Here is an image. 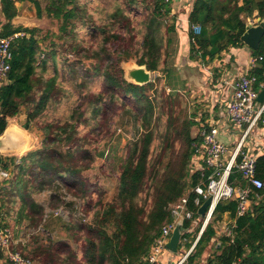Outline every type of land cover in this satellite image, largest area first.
Listing matches in <instances>:
<instances>
[{
  "label": "trees",
  "instance_id": "16d2710c",
  "mask_svg": "<svg viewBox=\"0 0 264 264\" xmlns=\"http://www.w3.org/2000/svg\"><path fill=\"white\" fill-rule=\"evenodd\" d=\"M32 1L37 5L39 15L45 12L60 20L64 33L69 32L74 20L85 18L88 21L95 14L94 9L104 10L99 20L91 25L100 40V47L94 55L108 60L115 57L119 65L122 60L136 58L138 64L159 72V80L167 82L172 33L176 31L175 19L169 23L171 3L163 0H105V6H95L91 0L89 6H84L79 0H48L42 8L40 0ZM1 11L6 21L0 37L19 32L23 35L12 42L14 57L8 75L11 82L0 85V135L7 128L8 116L17 115L20 105L24 104L27 108L24 127L28 129L37 123L45 137L39 148L23 155L17 160L19 162L0 155V165L11 169L12 173L9 179H0V229L8 227L6 214L11 211L10 204L14 203L19 204L15 205L14 211L21 228L40 226L46 215V206L37 201L35 195L60 186L80 199L85 213L93 209L91 224L75 218L70 221L71 228L76 231L87 229L86 264L143 263L163 225L173 219L170 204L209 173L207 167L195 171L191 167L193 143L199 139L191 133L199 123L195 119L197 113L181 121L182 117L175 112L172 96L166 95L163 82L160 87H156L154 80L136 85L125 79L121 66L116 74L113 65L101 68L94 64L92 71L81 60L67 65L61 61L60 64L52 52H47V56L41 59V40H44L38 36L41 29L12 23L17 15L15 0H1ZM255 12L264 16V0H194L189 13L191 58L207 65L231 47L244 45L241 37L246 30V19L253 17ZM195 25L200 27L199 33L195 32ZM110 43L119 49L111 52L107 48ZM77 48L86 49L82 43ZM253 54L262 57L249 70V74L256 77L254 88L259 92L264 88V37L260 47L253 49ZM49 57H52L51 63ZM68 67L66 73L71 79H66L64 72L60 71V68L65 71ZM95 77L103 80L104 90L97 93L83 90ZM75 96L74 105L64 119L42 120L52 107ZM161 98L170 103L168 112L164 110ZM116 106L130 110L139 121L142 132L127 145L113 200L104 202L99 199L92 203L89 196L94 192V185L83 178L82 172L95 158L80 143V126L94 123L96 129L103 113ZM163 116H166V123L160 132L162 142L155 149ZM174 138L180 139L183 145L165 161L164 154L172 147ZM104 150L99 154L103 156ZM256 175L264 180V153L257 158ZM230 179L244 184L237 172H233ZM262 194L264 189L252 187L251 204L243 215L238 214L236 199L221 200L198 240L202 226L191 230L192 222L194 218L204 217L199 213L200 206L193 203L195 195L192 194L190 208L195 211L194 218L185 222L189 230L184 232L179 249L184 246L189 250L197 242L181 264H200L208 247L214 246L218 231L215 225L226 212L235 220L231 226L232 234L220 235V245L208 255L205 264H232L237 259L246 264H264V202L259 200ZM32 238L30 248L25 245L22 252L13 250L10 242V249L36 264H69L70 260L61 256L65 249L63 241L45 245L39 235ZM5 256V250L0 249V260Z\"/></svg>",
  "mask_w": 264,
  "mask_h": 264
},
{
  "label": "rangeland",
  "instance_id": "374dc122",
  "mask_svg": "<svg viewBox=\"0 0 264 264\" xmlns=\"http://www.w3.org/2000/svg\"><path fill=\"white\" fill-rule=\"evenodd\" d=\"M89 1L91 0H79V3L84 6H89ZM104 1L105 0H93L92 4H95V6H105ZM111 8H113V5L111 6ZM94 12L95 14L92 18H89L88 21L85 20V18L74 20V24L70 25V30L66 33L61 30L60 20L49 16L44 12L46 16L40 17L43 18V22H41L42 28L39 27L41 31L38 33L40 39L44 38V40H41V47L43 51L41 53V59L47 56V52H52L54 53V57H56L60 64L61 61H63V64L67 65L71 64L73 61L81 60L83 65L85 67H89L90 69H92V71H94V64H97L101 68H105L108 65H113L116 74L118 73V67L121 66L124 71L123 73L125 77V70L123 67L124 64L131 62L138 63L136 58L122 60L119 65L116 62L115 57L112 60H108L105 58L98 59L94 55V51L98 50L100 47V40L98 38V33L96 31H92L93 29L91 25L99 20V18L104 14V10L101 11L99 8H96L94 9ZM92 20L94 22H92ZM169 23H172V21L169 20ZM79 43H82V45L86 47V49L77 48V45ZM107 48L111 52L119 49L117 45H114L112 43L107 44ZM88 53L91 55L90 57L84 56L88 55ZM48 59L51 63L52 57H49ZM69 68L70 67H68V69H66L65 71L60 68V71L64 72L66 79H71V77L66 73ZM152 75V81H155L156 87H160L162 85V82L164 83V81L159 80V72L152 71ZM63 78L64 77H62L61 79ZM164 84V86L166 87V95L172 96V99L174 100L173 105L175 112L178 116L182 117L181 121H183L187 117H190L194 112H203V110L199 108V99L202 98L199 97L198 92L195 95V93H193L189 88L187 89V91H173L170 90L168 81H165ZM104 88L105 84L103 80L95 77V79L92 82L88 83L86 88H84L83 90H88L91 93H97L104 90ZM76 98L77 96L63 101L58 106L52 107L49 111V114L43 117L42 120H45L46 118L64 119L67 113L70 111V108L74 105V99L76 100ZM162 102L164 105V110L168 112L170 110V103L165 98H161V103ZM131 106L133 107V104H131ZM116 107L108 110L105 114L103 113V115L99 119V124L96 129L94 128V123H84L80 126V136L82 137L80 143L85 149H88V151H90V153L94 155L95 158L94 161L90 164V167L82 172L83 178H86L89 183H92L94 185V192L89 196L92 203H95L99 199L104 202L113 200L117 193L119 170L122 162L127 155V145L130 141L136 139L142 132V127L139 121L136 120L130 110H127L123 107ZM165 123L166 116H163L158 127L155 149L158 148V146L162 142L160 132H163ZM32 125L35 126L36 130L42 132L45 137L44 132L38 129L37 123ZM30 132L36 134V131L32 129ZM198 132L199 126L196 125L191 130L192 136L196 137L198 135ZM43 139L38 136L37 142L33 143V145H31V147L26 149L24 152H18V154L9 156V161L18 159L29 151L39 148ZM182 145L183 143L180 139H172V147L168 149L164 154V160L167 161L174 153H177ZM103 150L105 152L102 156L99 153ZM7 155L8 154H6L5 156ZM69 193L70 191H66L62 189V187L60 188V186H57L56 188L47 189L40 194H36L35 198L37 199L39 195H42L44 198H40V202L44 206H46V209H59L63 205L66 207L71 205L69 204V202H71L72 196L70 194L72 193ZM60 200H62V202ZM16 204L18 203L10 204L11 211L9 213L6 214L4 211V214H6L8 217L9 225L6 228L11 231V242L12 247L14 248L13 250H19L22 252L23 249L21 248L25 245H29L30 248V242L33 239L32 237L39 235L40 240L45 245L63 241L65 244V249L61 253V256L67 257L70 260L69 264H86L85 261L87 260V258L85 256V245L86 237L88 235L87 229H84V231H76L75 229H72L70 221L73 219V217L69 216L66 210L62 211L63 216H58V212L55 213L56 216L53 217L46 218L45 215L44 220L42 221L40 226L25 229L21 228L22 225H20L16 220V214L14 211V207ZM77 213L81 215L83 213L85 214L87 218V222H85L86 224L92 223L93 209L90 212H86L88 214L87 215L83 211L81 205V207H78ZM63 217L65 219H63ZM204 218H206V216ZM204 218H200L198 222H195L196 224L194 225V229L199 225L202 226L205 220ZM225 231H227V229H225ZM210 246L211 251H214L217 245H215L214 243V246L213 244H211ZM179 251L180 253H182L181 256L183 259L189 250L182 248L179 249ZM7 261L8 262H6V259L4 258V263L10 264L8 259ZM202 261V264H205L206 260L204 259Z\"/></svg>",
  "mask_w": 264,
  "mask_h": 264
},
{
  "label": "built area",
  "instance_id": "2783aa9c",
  "mask_svg": "<svg viewBox=\"0 0 264 264\" xmlns=\"http://www.w3.org/2000/svg\"><path fill=\"white\" fill-rule=\"evenodd\" d=\"M163 1L173 4L176 0ZM13 40L14 36L0 37V83L8 79L12 68L14 57L12 49ZM259 59H262V57L253 56V67ZM255 81L256 77L246 72L239 75L238 79L234 82L233 98L226 108V117L232 127L239 130L240 137L231 153L229 146L219 137L220 125L215 123L209 124L207 122L202 123L199 127L197 135L199 139L193 143L194 155L191 167L194 171L204 170L207 167L209 173L198 184L190 187L177 201L170 204L169 209L173 219L163 225L161 234L156 239L151 252L141 264H159L161 255L167 249V243L177 222L180 219L186 222L194 218L195 211L190 208V196L192 194L195 195L193 203L196 206H201L205 200L211 197V203L205 215L206 218H204L205 220L197 237L198 240L206 225L212 220L215 208L221 200L236 199L238 201V214L243 215L250 207L249 202L251 201L252 187L264 189V180L256 175L257 158L259 155L253 153L252 149H248V138L253 130L259 129L260 126L264 128V102H258L259 92L254 88ZM233 172L240 174L244 184L236 183V180L231 181L230 177ZM0 174L5 179H9L12 175L11 170L4 168L2 165H0ZM70 195L72 196L71 202H69L71 205L68 207L63 205L59 209L52 208L49 210L47 208L46 218L56 216L55 213L57 212L58 216H63L62 211L66 210L69 216L81 222H87L84 213L82 215L77 213L78 207H81L80 199L72 194ZM63 219L65 218L63 217ZM196 220L194 218L193 222L195 223ZM193 229L194 225L191 226V230ZM188 230L189 228L186 231ZM228 233L227 235L232 234L231 231ZM10 235L11 231L8 228L0 229V249L5 250L6 260L8 259L10 264H36L34 261L25 258L20 252L10 249L12 237ZM186 240L187 238L184 239V241ZM196 242L189 249L188 253L191 252ZM186 256L179 264L185 260ZM232 264L246 263L241 259H237Z\"/></svg>",
  "mask_w": 264,
  "mask_h": 264
},
{
  "label": "crops",
  "instance_id": "0c3cea01",
  "mask_svg": "<svg viewBox=\"0 0 264 264\" xmlns=\"http://www.w3.org/2000/svg\"><path fill=\"white\" fill-rule=\"evenodd\" d=\"M47 1L48 0H40L42 8L46 6ZM193 2L194 0H176L172 4V13L169 16V20L171 19L172 21L175 19L176 31L172 33V54L169 61L170 69L167 81L169 82L170 90L187 91L189 88L195 93V95L197 92L199 93V97L202 98L199 99V108H201L203 112H196L197 116L195 119L199 122L197 125L200 127L202 123L207 122L209 124L215 123L220 125L219 137L229 146L231 153L236 146L240 135L238 133L239 130L234 129L228 121L226 117V108L233 98L235 80L238 79L239 75L246 72L249 73V70L253 68V48L246 43L242 46L231 47L230 50L224 51L220 56L216 57L207 65L203 64L201 60H193L190 53L191 41L189 35V13L192 10ZM15 5L17 15L12 20V23L15 26L42 28L41 22H43V18L40 17H44L46 14L42 12L41 15H39L37 5L32 0H15ZM259 17L260 16L257 15V12H255L254 16L248 17L246 21L248 22L250 19L253 23H257ZM5 21V16L1 11L0 0V32L3 29ZM199 28V26L195 25L194 30L196 33H199ZM19 35H23V32L16 33L12 36H14L15 39ZM27 36H29V34H27ZM37 65H39V61L37 62ZM10 82L11 80L8 78L1 83V85ZM258 102L261 103L259 100ZM1 108L2 103L0 102V111ZM26 118L27 108L24 104H21L17 115L8 116V127L16 132L22 131L28 137V148H30L33 143L38 141V136L43 139L44 135L42 132L36 130L34 125H31L28 129L25 128L24 124ZM203 118L205 119L203 120ZM31 129L36 131L37 135L30 132ZM248 149H252V152L257 155L264 153L263 127L260 126L259 129L253 130L250 134L248 138ZM6 154L8 155L5 156ZM14 154H18V152H0V155L5 159H8L9 156ZM21 157L16 159V161L20 160ZM56 187L57 186H55V188ZM40 198L44 197L39 195L37 198L38 200H36L40 202ZM259 200L264 202V194H262V199ZM250 204L251 201L249 202V206ZM199 220L200 219H197L196 222ZM234 222L235 220L231 217L229 212L224 213L223 218L218 220L215 225L218 228V231L213 243H216L217 246H219L220 235L229 234L228 232L231 231V226H233ZM192 224L195 225L196 223L192 222ZM225 229H227V231H225ZM182 243L183 241L181 240V244ZM182 248H184V246H182ZM211 253V246H209L201 260L206 259ZM181 254L182 253H180L179 250L173 252L167 248L161 255L159 264H179L184 259H182ZM202 263L203 261L200 262V264ZM0 264H5L4 259L0 260Z\"/></svg>",
  "mask_w": 264,
  "mask_h": 264
},
{
  "label": "water",
  "instance_id": "95a60500",
  "mask_svg": "<svg viewBox=\"0 0 264 264\" xmlns=\"http://www.w3.org/2000/svg\"><path fill=\"white\" fill-rule=\"evenodd\" d=\"M264 37V16L259 17L257 23H253L250 19L246 24V30L243 33L241 39L244 43L252 47L253 49H258ZM125 79L136 85L148 84L152 81V71L147 68L146 65H141L138 63H126L124 64ZM1 85V83H0ZM258 100L264 102V88L260 91L258 95ZM15 135H17L15 137ZM28 137L22 132H16L10 129L7 125L6 130L0 135V152H24L28 149ZM0 174V179H2ZM211 203V197L204 201V203L199 208V213L204 216ZM187 230L185 227V222L180 219L175 228L172 231L170 239L167 243V248L173 252L179 250L181 244L183 233ZM189 254V253H188Z\"/></svg>",
  "mask_w": 264,
  "mask_h": 264
},
{
  "label": "bare ground",
  "instance_id": "6f19581e",
  "mask_svg": "<svg viewBox=\"0 0 264 264\" xmlns=\"http://www.w3.org/2000/svg\"><path fill=\"white\" fill-rule=\"evenodd\" d=\"M17 135H15V137H16Z\"/></svg>",
  "mask_w": 264,
  "mask_h": 264
},
{
  "label": "clouds",
  "instance_id": "9594fccd",
  "mask_svg": "<svg viewBox=\"0 0 264 264\" xmlns=\"http://www.w3.org/2000/svg\"><path fill=\"white\" fill-rule=\"evenodd\" d=\"M187 257V256H186ZM186 259V258H185Z\"/></svg>",
  "mask_w": 264,
  "mask_h": 264
}]
</instances>
